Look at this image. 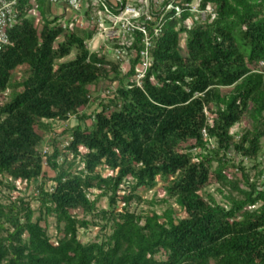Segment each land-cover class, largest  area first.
Returning a JSON list of instances; mask_svg holds the SVG:
<instances>
[{"label": "trees", "instance_id": "obj_1", "mask_svg": "<svg viewBox=\"0 0 264 264\" xmlns=\"http://www.w3.org/2000/svg\"><path fill=\"white\" fill-rule=\"evenodd\" d=\"M194 1L151 3L152 65L139 88L142 33L125 48L124 70L88 49L98 33L91 7L86 25L70 26L81 13L52 19L47 0H36L37 26L31 0H21L0 52V264H264V0H199L193 12ZM103 82L114 91L93 96ZM72 118L76 126L54 132ZM17 181L34 182L36 196L4 203L3 188ZM159 182L165 196L145 201L140 191ZM213 182L224 204L206 192ZM145 202L167 207L134 209ZM90 228L101 236L84 243L79 231Z\"/></svg>", "mask_w": 264, "mask_h": 264}, {"label": "built area", "instance_id": "obj_2", "mask_svg": "<svg viewBox=\"0 0 264 264\" xmlns=\"http://www.w3.org/2000/svg\"><path fill=\"white\" fill-rule=\"evenodd\" d=\"M126 1V4H123L122 0H47V3L53 12L57 11V7L62 8L58 15H62L64 21L70 19L76 12L81 13L73 17V23L70 26L75 24L82 26L85 21V16L82 14L83 7L84 5L87 9L91 7L90 19L92 24L97 27V35L104 38L107 43L117 45L112 49L114 61L122 62L126 59V46L131 45L134 41L135 32L142 33L144 44V49L140 52L142 62L137 67L133 79L137 87L142 88L145 74L152 65L149 52L151 43L145 24L154 21V18L151 16L149 7L132 5L128 0ZM172 1L179 2L180 0ZM20 3L21 0H0V52L11 45L9 33L21 22ZM31 4L32 9L29 16L32 11H37L36 0H31ZM172 9H175L177 15L180 14V7L169 3L166 10ZM192 11H194L193 7ZM209 12L211 13V9ZM67 13H70L69 17ZM206 16V13H201L203 21ZM154 30L157 35L159 30L157 28ZM111 93V91H107L106 95ZM64 146H68V143H65Z\"/></svg>", "mask_w": 264, "mask_h": 264}, {"label": "rangeland", "instance_id": "obj_3", "mask_svg": "<svg viewBox=\"0 0 264 264\" xmlns=\"http://www.w3.org/2000/svg\"><path fill=\"white\" fill-rule=\"evenodd\" d=\"M128 1L132 5H139V6L144 5V7H149V8H150L151 3H153L154 4V9L157 11L159 9V7L163 3H165L166 0H128ZM198 1L199 0H195L194 3H193V6H192L193 10H194L193 12H196V10L198 8V5H199ZM44 9H46V10L50 9V6L48 5V3L46 4V7H44ZM42 10H43V8H42ZM50 12H51L50 16H51L52 19L54 18V16H56L58 14V12L56 10L54 12L53 11H50ZM59 16H62V15H59ZM30 17L34 18L35 23H36L37 26L41 25V23H40L41 21L39 19V15H38V12L36 10L31 12ZM86 24L87 23H84V25H86ZM186 25H187V27L190 28L191 25H192V21H190V20L187 21ZM186 38L187 37H186L185 34H182V36L180 37V40H181L180 41V45H181L182 48H184V46H185ZM60 40H62V38ZM113 48H114V44L113 43H107L104 40V38H102L99 35H96L93 38V40L88 43V49L90 51L102 50L104 52H107L108 53L107 54L108 58L110 60H112V61H114L113 60L114 58H113V55H112V49ZM72 59H74V53L70 57L66 58L63 61L72 60ZM127 65L128 64L126 62V59H124L122 61V67H123L124 70H127L126 69ZM20 72H21V70L17 71V73H16L17 79H18V77H20L22 75V74H20ZM230 90L231 89H222V92L223 93H228ZM91 91L93 93V96H101L102 97V96H104L106 94L107 91H111V92L114 91V86L111 87L108 82H103V83H100L98 85V87L97 86L96 87L93 86L91 88ZM12 94H14V91L12 89L8 90L7 93L5 94L4 98H3V101H7L11 97ZM96 108H98V102L95 103V105H93V107L89 110V112H92ZM77 123H78L77 120L72 118L70 121H68L66 123H60V122L52 123V127L54 129V132H56L57 134H60L67 127H74V126L77 125ZM247 126H248V123L246 121H244L241 124L236 125L232 129L231 133L232 134L239 133L243 128H245ZM51 134L52 133L46 134L47 143L44 145L43 150H47V149L51 148V146H50L51 145V139L53 138V135H51ZM236 140H237V138H236ZM263 143H264V140H263ZM211 145H213V144H211ZM246 165L248 167H251V165L249 163H246ZM214 167H216V164H214ZM46 171L49 173V175H51V177L54 175L53 172L49 171V169L47 167H46ZM251 173H252V175H254L255 171L251 172ZM108 174H110V172H108V171L104 172V175H108ZM238 177H240V175ZM52 185H53L52 183H49L48 184V188H50ZM15 186L17 187V190H9L7 188H3L2 201L4 203H8L10 201V200L8 201V197H12V200H14L16 197H27V200H30V196L31 195L36 196V193L34 191V186H35L34 182L32 184H30V185H27L26 182L17 181V182H15ZM162 187H163V183L159 182L158 185L151 191L141 190L140 191V195L147 202L148 201L150 202L153 199H161V198H163L165 196V192H164ZM218 189H220V186L213 182L211 185H209L206 188V192L211 194L218 203L224 204L226 201H225L223 195L219 193ZM90 198L94 199L95 197L94 196H90ZM170 205L174 208L176 214L179 217H184L185 216L184 212L173 201L170 202ZM38 207H39V204L36 201H34L32 203V208L34 210H37ZM98 207H99V209H107L108 208V200L106 198H102L99 201V203H98ZM120 207H121V204L119 203L118 204V208H120ZM166 207H167V205L150 207L145 202V203L135 207L134 209H136L137 212H143V213H146L150 209H155L159 214H161L162 211L164 209H166ZM37 216H38V213H36L35 217H37ZM42 226H44V223H42ZM48 232H49V235H51V236H55L57 234L53 218L49 219ZM100 236L101 235H100V232H99L98 228H90L89 230L81 229L79 231V239L82 242H84V243L97 241Z\"/></svg>", "mask_w": 264, "mask_h": 264}, {"label": "crops", "instance_id": "obj_4", "mask_svg": "<svg viewBox=\"0 0 264 264\" xmlns=\"http://www.w3.org/2000/svg\"><path fill=\"white\" fill-rule=\"evenodd\" d=\"M56 9H57L58 14H60V10H61L62 8H61V7H57ZM58 14H57V15H58ZM67 15H68V17H69V16H70V13H68ZM58 16H59V15H58Z\"/></svg>", "mask_w": 264, "mask_h": 264}]
</instances>
